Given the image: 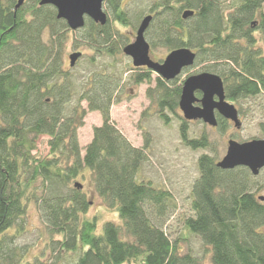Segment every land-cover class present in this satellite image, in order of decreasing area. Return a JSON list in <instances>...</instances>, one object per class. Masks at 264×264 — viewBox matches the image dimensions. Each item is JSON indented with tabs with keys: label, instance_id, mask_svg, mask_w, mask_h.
Here are the masks:
<instances>
[{
	"label": "trees",
	"instance_id": "obj_1",
	"mask_svg": "<svg viewBox=\"0 0 264 264\" xmlns=\"http://www.w3.org/2000/svg\"><path fill=\"white\" fill-rule=\"evenodd\" d=\"M134 1L139 2L136 16L129 11ZM263 4L106 0L112 23L87 18L83 28L72 30L51 4L32 0L15 14L0 0V264H264V200L252 190L248 167L222 169L209 153L198 158L199 175L189 202L192 215L183 221L187 234L199 236L210 247L208 262L204 256L182 252L179 242L186 238L173 240L165 228L177 210L173 192L151 179H138L148 158V135L143 146H135L111 121L125 70L137 69L129 80L151 85L148 97L159 118L166 124L172 115L180 119L187 146L212 147L206 131L189 137L191 125L179 113L184 80L163 79L147 67L117 65L132 42L130 31L123 29L151 13L146 32L151 51L158 44L168 52L190 47L198 58L221 60L217 71L227 98L258 104L264 137ZM186 10L194 14L183 18ZM70 41L75 49L88 52L79 51L75 65L70 61L66 67ZM239 104L240 112H250L249 106L243 111ZM89 111L100 112L103 122L82 146L79 129ZM219 127H227L222 117ZM43 135L49 137L46 156L36 151ZM86 172L106 209L117 213V220H105L101 229V216L87 214L89 197L76 186ZM32 203L48 240L40 254L26 262L27 249L17 240Z\"/></svg>",
	"mask_w": 264,
	"mask_h": 264
},
{
	"label": "rangeland",
	"instance_id": "obj_2",
	"mask_svg": "<svg viewBox=\"0 0 264 264\" xmlns=\"http://www.w3.org/2000/svg\"><path fill=\"white\" fill-rule=\"evenodd\" d=\"M226 1L230 3L232 0ZM28 2H32V0ZM137 5H139V2ZM137 5L134 1V5L130 7L129 11L130 13L133 12V16L137 14ZM104 7L107 8L106 6ZM112 17L113 16L110 14L109 19L111 23L113 22ZM138 24L130 25L127 30L123 29V32L130 31L132 41L135 38ZM71 43L70 41L67 49L68 54H66L65 57L66 67L70 64L69 52H88V50L82 47H80V49H75L72 47ZM89 53L91 52L89 51ZM167 53L168 49L162 44H158L152 48L151 56L155 60L162 61ZM82 60L83 59H80L81 63ZM116 62L121 69L134 67L132 58L127 55L123 58H118ZM221 63V60L212 59L209 55L206 57L202 56L196 59V62L192 66L182 71L178 76L179 79H181L180 83H182V80L187 76L204 71L219 74L217 69L218 65ZM125 71L122 90L120 92L121 98L111 107V121L135 146H143L145 143V135L149 136H146V139L149 138L148 158L143 163L140 173H138V179H151L157 185L165 186L173 192L177 200V210L167 221L165 228L168 230L173 240L180 236L186 238L179 242L182 252L191 251L197 256H204L205 260L209 262L211 254L210 247L204 244L199 236L187 234L183 221L185 217L192 215V208H190L189 202L193 182L199 175L198 158L202 153H209L216 156L217 159H220L226 153L228 140L230 138L238 141L264 138L259 128V122L262 120L260 108L258 104L254 103H251V105L245 102L231 101L234 102L238 108H240L239 103H242L244 105L243 111L245 107L249 106L250 108L249 113L244 114L242 111L240 112V116L243 120V125L240 129H236L233 125H229L224 129L213 127L204 123L202 120L188 122V124L191 125L189 137H198L203 131H206L209 136V141L212 144L211 148L194 149L187 146L185 141L181 138L179 130L180 119L172 115L170 116L169 123L166 124L159 118L155 105L151 103L148 97L147 88L151 85L148 83L135 84L129 80L131 73L137 71V69ZM83 103L86 105V102ZM179 113L182 115L180 109ZM102 122L103 119L100 112H88L84 125L79 129V139L82 146L86 145L92 139L93 128L95 126H100ZM48 140L49 137L47 135L40 137L38 149L36 150L38 155L46 156L49 153L50 147ZM86 173L87 175L84 179L79 178L77 181L82 182V189L87 193L90 200V209L87 214L89 216L94 214H99L101 216L99 223V228L101 229L102 223L105 220H117V213L110 212L106 209L102 199L94 190L91 175L88 174V172ZM251 183L254 184L252 190L256 192V195H264V168L258 175H253ZM260 186H262L261 189H259ZM24 224V232L18 238L17 242L26 247V259L24 258V260L27 262L29 259L40 254L45 248V241L48 240V234L44 231V225L39 210L33 203L29 206Z\"/></svg>",
	"mask_w": 264,
	"mask_h": 264
},
{
	"label": "water",
	"instance_id": "obj_3",
	"mask_svg": "<svg viewBox=\"0 0 264 264\" xmlns=\"http://www.w3.org/2000/svg\"><path fill=\"white\" fill-rule=\"evenodd\" d=\"M24 0H19L20 5ZM106 0H40V4H51L57 8V17L65 19L69 27L78 30L85 26L86 17L96 23L105 25L108 14L104 9ZM194 14L193 10L183 12V18ZM154 15L147 14L141 20L135 38L128 43L123 51L132 58L135 67L146 66L166 80L176 79L185 68L192 66L197 59V51L190 47H179L169 51L162 61L151 56V44L146 37ZM81 52L70 54L71 65H75ZM201 96H197V93ZM179 108L186 120H202L211 126L218 125L217 112L242 125L238 108L227 99L224 81L221 75L214 72H200L187 76L182 84ZM222 169H233L238 166L248 167L253 175H258L264 168V138L247 141L230 139L226 154L217 162ZM77 187L83 185L76 183ZM264 200V195H260Z\"/></svg>",
	"mask_w": 264,
	"mask_h": 264
},
{
	"label": "flooded vegetation",
	"instance_id": "obj_4",
	"mask_svg": "<svg viewBox=\"0 0 264 264\" xmlns=\"http://www.w3.org/2000/svg\"><path fill=\"white\" fill-rule=\"evenodd\" d=\"M1 1H3V3L5 4V6L6 7H9V8H11V10L12 11H14V13L16 14L17 13V11L20 9V7H22L23 6V4H25V3H27L29 0H24L20 5H18V3H19V0H1ZM106 2V1H105ZM54 6V5H53ZM104 6H105V3H104ZM55 7V6H54ZM57 9V8H56ZM104 9H105V7H104ZM57 13H58V11H57ZM87 18H89V17H86V19ZM108 20H109V16H108ZM67 22V21H66ZM68 24V23H67ZM69 26V25H68ZM83 28V27H82ZM81 29V28H80ZM73 30V29H72ZM134 66V65H133ZM135 67V66H134ZM135 68H140V67H135ZM141 68H146V66H142ZM228 99V98H227ZM228 101L229 102H231V100H229L228 99ZM231 103H234V102H231ZM235 104V103H234ZM236 105V104H235ZM238 108V107H237ZM219 117H222L225 121H226V124H227V126H229V125H233V127H235L236 129H240L241 127H242V125H243V120H242V118H241V116H240V111H239V118H240V120L242 121V125L240 126V127H237L236 125H235V122L233 121V120H231V119H229V118H226V117H224L223 115H221L220 113H218L217 112V119H218V125L217 126H213V127H219ZM191 121H195V120H190V121H188V122H191ZM231 139V138H230ZM229 139V140H230ZM228 140V141H229ZM227 147H228V145H227ZM226 152H227V150H226ZM226 154V153H225ZM224 154V155H225ZM223 155V156H224ZM220 159H222V157L220 158ZM220 159H217V162L220 160ZM238 167H240V166H238ZM246 167V166H245ZM236 168V167H235ZM234 169V168H233ZM251 171V170H250ZM252 173V172H251ZM258 196V195H257Z\"/></svg>",
	"mask_w": 264,
	"mask_h": 264
},
{
	"label": "bare ground",
	"instance_id": "obj_5",
	"mask_svg": "<svg viewBox=\"0 0 264 264\" xmlns=\"http://www.w3.org/2000/svg\"><path fill=\"white\" fill-rule=\"evenodd\" d=\"M238 111H240V108H238Z\"/></svg>",
	"mask_w": 264,
	"mask_h": 264
}]
</instances>
